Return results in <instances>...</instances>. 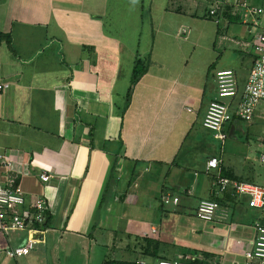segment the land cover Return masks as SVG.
Masks as SVG:
<instances>
[{
	"label": "crops",
	"instance_id": "0c3cea01",
	"mask_svg": "<svg viewBox=\"0 0 264 264\" xmlns=\"http://www.w3.org/2000/svg\"><path fill=\"white\" fill-rule=\"evenodd\" d=\"M185 18L216 24L207 50L216 67L235 71L241 92L264 0H0V31L11 36L10 46L0 42V181L49 204L43 239L26 255L7 250L28 234L0 227V264L121 263L139 247L145 264L249 263L264 215L232 192L217 194L214 180L220 172L264 185V107L252 123L234 116L224 140L203 127L219 68H189ZM215 156L219 168L209 170ZM165 192L179 203L164 204ZM203 198L218 199L229 219H198Z\"/></svg>",
	"mask_w": 264,
	"mask_h": 264
},
{
	"label": "built area",
	"instance_id": "2783aa9c",
	"mask_svg": "<svg viewBox=\"0 0 264 264\" xmlns=\"http://www.w3.org/2000/svg\"><path fill=\"white\" fill-rule=\"evenodd\" d=\"M262 9H258L261 12ZM209 15H218L217 5L209 9ZM254 52L253 65L248 74L246 83L239 91L236 73L231 68L220 69L216 72L217 96L208 103L203 116L202 125L212 131L216 138L224 140L226 133L224 126L231 122L234 116L247 123H252L259 103L264 102V29L258 32L252 44ZM5 83L0 84V89ZM264 145V136H263ZM264 164V151L260 155ZM220 157H212L207 161V168L218 169ZM49 175L41 174L43 181H48ZM215 192L222 194L232 192L246 201L250 208L256 209L264 215V185L252 182L238 181L223 176L217 172L214 180ZM164 204H178L179 197L170 192L161 197ZM195 216L203 221H226L229 219V210L216 199H200L194 212ZM49 217V204L44 197L36 198L29 203L21 187L11 186L0 181V227L3 231H21L28 234L26 242L10 248L7 254L17 258L28 254L40 242ZM255 238L252 246L245 251V258L249 263L264 264V223L257 220L254 224ZM145 264V261H139ZM156 264H200L195 257L183 260L159 259ZM207 264H224L223 260Z\"/></svg>",
	"mask_w": 264,
	"mask_h": 264
},
{
	"label": "rangeland",
	"instance_id": "374dc122",
	"mask_svg": "<svg viewBox=\"0 0 264 264\" xmlns=\"http://www.w3.org/2000/svg\"><path fill=\"white\" fill-rule=\"evenodd\" d=\"M184 22H186V27L191 29V33L189 34V36L187 35V38H182L180 39L181 42L184 44L183 47L187 50H193L195 51L192 55V59L190 60L189 64V68L192 69H200L202 73L207 72L208 70H212L211 72H213L215 70V68H219V65L216 67V65L218 64V61L215 62L213 61V56L212 55H217V54H211L209 53V51L207 50L209 48V45L211 44L212 41V33H214V31L216 30V24L212 21V22H206L203 23V26H207L208 30H205V28H203V26L197 22L196 20H192L191 18H185ZM195 46V48H193ZM222 61L221 65L224 62H229V55L227 53H224L221 57ZM140 60L142 62H145L146 59H142L140 58ZM227 63H225L224 65H226ZM222 68V67H221ZM220 70V68L218 69ZM217 70V71H218ZM216 71V72H217ZM216 72H213V74H215L216 77ZM212 74V75H213ZM214 76V75H213ZM239 84V83H238ZM258 105L264 107V102L259 103ZM264 110V108L262 109ZM230 139H232L233 141H236L237 139L239 141H245L244 139L241 140L238 137H231L229 136ZM225 140L226 143L224 142L223 147H225V144L228 146V144H230V139ZM230 148H234L232 145ZM260 182V181H259ZM136 254L132 255L134 257V260H129V261H123L121 262V264H134V263H139L138 261H147L149 260L148 257H145V249L144 247H139L138 250H136ZM210 263V262H209ZM142 264V263H141ZM248 264H257L255 262L252 263H248Z\"/></svg>",
	"mask_w": 264,
	"mask_h": 264
},
{
	"label": "trees",
	"instance_id": "16d2710c",
	"mask_svg": "<svg viewBox=\"0 0 264 264\" xmlns=\"http://www.w3.org/2000/svg\"><path fill=\"white\" fill-rule=\"evenodd\" d=\"M2 40H5L6 43L9 46L11 45V36L9 34H5V33H3V32L0 31V42ZM143 65H144L143 62L140 59H137L136 60L135 66H134V69H133V73H132V78H131V87H130L131 89L133 87V84L135 82H137V80L141 77L142 73L144 72V69L142 68ZM131 89L129 90L128 97L131 94ZM128 97H127V104L129 102V98ZM216 200H218V199H216ZM103 264H121V263L120 262H116V261H106ZM134 264H141V263H134Z\"/></svg>",
	"mask_w": 264,
	"mask_h": 264
}]
</instances>
